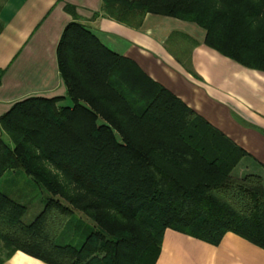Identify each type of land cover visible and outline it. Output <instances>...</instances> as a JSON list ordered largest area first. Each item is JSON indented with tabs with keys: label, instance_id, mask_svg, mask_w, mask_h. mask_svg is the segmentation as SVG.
I'll list each match as a JSON object with an SVG mask.
<instances>
[{
	"label": "trees",
	"instance_id": "16d2710c",
	"mask_svg": "<svg viewBox=\"0 0 264 264\" xmlns=\"http://www.w3.org/2000/svg\"><path fill=\"white\" fill-rule=\"evenodd\" d=\"M65 9L66 98L32 96L0 116V177L23 171L50 194L27 223L22 197L0 188V264L17 252L46 264H156L167 229L213 245L232 232L264 249V180L232 174L248 152ZM148 14L196 23L208 46L264 71V0H102L94 18L139 29ZM76 212L94 226L74 223ZM72 226L80 245L58 243Z\"/></svg>",
	"mask_w": 264,
	"mask_h": 264
},
{
	"label": "crops",
	"instance_id": "0c3cea01",
	"mask_svg": "<svg viewBox=\"0 0 264 264\" xmlns=\"http://www.w3.org/2000/svg\"><path fill=\"white\" fill-rule=\"evenodd\" d=\"M66 5L106 46L134 60L248 152L235 177L256 174L264 180V71L224 56L205 43L203 29L173 17L148 14L137 29L105 15L94 18L102 0H4L0 116L27 97L66 98L57 59L62 34L73 21ZM4 264L46 263L17 252ZM156 264H264V249L232 232L213 245L167 229Z\"/></svg>",
	"mask_w": 264,
	"mask_h": 264
},
{
	"label": "rangeland",
	"instance_id": "374dc122",
	"mask_svg": "<svg viewBox=\"0 0 264 264\" xmlns=\"http://www.w3.org/2000/svg\"><path fill=\"white\" fill-rule=\"evenodd\" d=\"M188 23L194 24L197 27L203 29L196 23H193V22H188ZM203 30L206 32L205 29ZM205 34L207 36V32ZM206 36H205V42H206ZM33 97H46V96H33ZM55 97L57 98L61 96H55ZM46 98L50 99L54 97L47 96ZM72 104L73 103L69 98H67L66 101L64 102V105L69 106ZM0 188L2 190L7 191L8 193L13 192L15 198H17L18 196L22 197V200L20 201L28 206V212L26 216L24 217V220L27 223L32 222L35 216L40 211H42L43 207L45 206L47 197L50 196L49 193L39 188V186H37V184L33 181V179L30 178L28 175H26V173H24L23 171H16V170L5 171L4 174L0 177ZM77 221H82L85 225L89 227L94 226L91 223V221H89L83 214L79 212H76L74 214V223H77ZM58 243H73L74 245H80L81 242H79V238L75 237L74 228L72 226V227H68L66 232L61 237L58 238Z\"/></svg>",
	"mask_w": 264,
	"mask_h": 264
}]
</instances>
